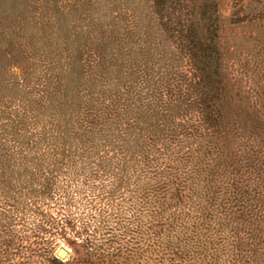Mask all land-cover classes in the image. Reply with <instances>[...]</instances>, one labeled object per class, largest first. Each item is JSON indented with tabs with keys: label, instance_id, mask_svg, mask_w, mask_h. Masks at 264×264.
<instances>
[{
	"label": "rangeland",
	"instance_id": "374dc122",
	"mask_svg": "<svg viewBox=\"0 0 264 264\" xmlns=\"http://www.w3.org/2000/svg\"><path fill=\"white\" fill-rule=\"evenodd\" d=\"M151 1L0 0V264H264V0Z\"/></svg>",
	"mask_w": 264,
	"mask_h": 264
},
{
	"label": "trees",
	"instance_id": "16d2710c",
	"mask_svg": "<svg viewBox=\"0 0 264 264\" xmlns=\"http://www.w3.org/2000/svg\"><path fill=\"white\" fill-rule=\"evenodd\" d=\"M195 6L196 2L193 6L192 16H190V20L186 21L185 24H182L178 18H175L176 14L169 8V0H152L150 8L152 16H154V20L159 25L162 34L164 36L177 37L181 41L184 39L186 42V46L184 47L186 58L198 65L200 74H202V77L205 76L204 79L208 80V82L213 80L217 82L218 67L212 69V64H217V61H219V44L216 39L210 40L209 31H206L201 26L205 22V8L199 6L198 9H195ZM10 67L22 68L23 66L11 64ZM201 114L203 121L208 124V129H212V132H214L216 128L208 123V121L212 120V114L204 110H202ZM216 115L219 119L223 120V113L221 111L216 112ZM81 243L82 246L80 248L82 252L80 259L86 262L91 257V246L87 242L85 244ZM48 262L50 264H60L53 258L48 259Z\"/></svg>",
	"mask_w": 264,
	"mask_h": 264
},
{
	"label": "water",
	"instance_id": "95a60500",
	"mask_svg": "<svg viewBox=\"0 0 264 264\" xmlns=\"http://www.w3.org/2000/svg\"><path fill=\"white\" fill-rule=\"evenodd\" d=\"M68 256L67 252L65 250H58V252L56 253V259L57 261L63 260Z\"/></svg>",
	"mask_w": 264,
	"mask_h": 264
}]
</instances>
